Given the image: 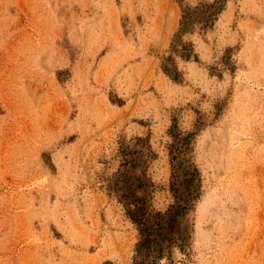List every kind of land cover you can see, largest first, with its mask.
Returning <instances> with one entry per match:
<instances>
[{"label": "rangeland", "instance_id": "obj_1", "mask_svg": "<svg viewBox=\"0 0 264 264\" xmlns=\"http://www.w3.org/2000/svg\"><path fill=\"white\" fill-rule=\"evenodd\" d=\"M199 1L0 0V264H137L109 185L129 168L166 211L173 124L194 133L201 196L157 264H264V0H228L185 34L187 61L172 45ZM125 146L142 150L134 171Z\"/></svg>", "mask_w": 264, "mask_h": 264}, {"label": "trees", "instance_id": "obj_2", "mask_svg": "<svg viewBox=\"0 0 264 264\" xmlns=\"http://www.w3.org/2000/svg\"><path fill=\"white\" fill-rule=\"evenodd\" d=\"M228 0H200L196 5L182 6V16L179 29L175 34L172 50L182 59L198 60L192 42L184 43L182 37L194 33L196 28L201 32H208L217 22L219 15L225 9ZM181 48H178V46ZM170 56L163 64V71L175 81H180V73L175 64H171ZM176 125L170 128L174 142L170 146L171 163L173 166V180L171 191L174 203L166 211L149 210L146 196L138 195V191L146 189V183L139 176H128L127 168L119 171L117 177L111 181L110 190L116 192L118 199L123 203L126 215L137 226L140 241L137 245V264H157L165 257H171L174 246H182L187 238V229L182 226V220L189 213L192 206L201 196V178L197 166L186 155L190 151V144L194 133L186 135L175 131ZM139 142L144 139L138 138ZM124 159L122 166L132 164L134 171L142 166L140 154L142 150H130L129 146L122 147ZM136 181L137 184H134Z\"/></svg>", "mask_w": 264, "mask_h": 264}]
</instances>
